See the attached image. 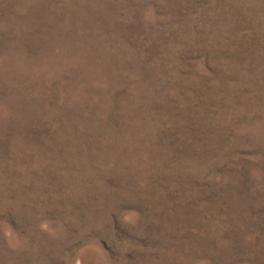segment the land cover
<instances>
[{
    "label": "rangeland",
    "instance_id": "rangeland-1",
    "mask_svg": "<svg viewBox=\"0 0 264 264\" xmlns=\"http://www.w3.org/2000/svg\"><path fill=\"white\" fill-rule=\"evenodd\" d=\"M0 264H264V0H0Z\"/></svg>",
    "mask_w": 264,
    "mask_h": 264
}]
</instances>
